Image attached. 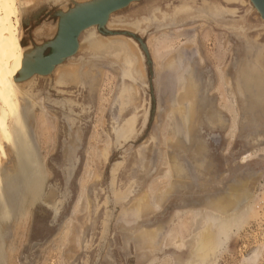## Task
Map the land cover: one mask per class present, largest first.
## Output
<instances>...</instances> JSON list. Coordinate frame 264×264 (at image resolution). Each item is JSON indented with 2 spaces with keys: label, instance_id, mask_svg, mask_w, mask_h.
<instances>
[{
  "label": "rangeland",
  "instance_id": "1",
  "mask_svg": "<svg viewBox=\"0 0 264 264\" xmlns=\"http://www.w3.org/2000/svg\"><path fill=\"white\" fill-rule=\"evenodd\" d=\"M88 1L34 0L22 13L25 52L49 54L61 12ZM109 20L114 34H93L111 49L87 47L84 31L74 56L20 83L11 125L30 113L24 133L46 183L37 196L25 183L9 206L0 200V264H264L260 12L251 0H141ZM184 47L197 88L176 115L178 77L158 79L155 62L165 70ZM4 143L0 196L17 184L20 153ZM52 190L55 208L44 200Z\"/></svg>",
  "mask_w": 264,
  "mask_h": 264
},
{
  "label": "bare ground",
  "instance_id": "2",
  "mask_svg": "<svg viewBox=\"0 0 264 264\" xmlns=\"http://www.w3.org/2000/svg\"><path fill=\"white\" fill-rule=\"evenodd\" d=\"M52 1L57 2L60 0H52ZM90 1H92V0H90ZM90 1H88V2H90ZM33 2H34V0H0V149L5 144L4 142H13L12 144H14L16 151L20 152V153H16L17 155L19 154L18 155V161H17L16 175L15 176H14V174H13V176L10 175V176H12V180L10 181V184H12V182L14 180L17 181V184L16 185L14 184L15 187L4 189L2 191L1 196H0L2 198V199L0 198L1 202L5 203L6 206L7 205L9 206L13 200L17 199V197L20 195L21 191L23 190L22 188H24L23 185L25 183H27V185L25 187L27 189V190L25 189L27 192L26 191L25 192L26 193L31 192V193H33V195L36 194V192L41 193L42 188L44 189V187H43L44 183L43 182L46 183V181H43V175H44L43 174V171H44L43 168H45L46 166L45 167L42 166V168H41V165H43L42 163H40V159H41L40 156L41 155H40V152H37V154H36V143L34 142L35 138L33 139V137H32L33 133L30 129H29L30 131H28L27 135H26V133H24V130H26L25 126L30 125V124L28 125L27 123H29V122H26L27 120L24 119L25 114H27L28 112L27 113L23 112V114L20 117L16 116L17 118H15L16 121L14 122L13 125H11V121H10V118H11L10 114L12 115V113H10V110H12L11 107L13 106L14 103L18 102V98H19L18 95H19L20 89L22 91H24L23 88H20V83L21 82H28V81H30V79L32 80V78L34 76L40 75V74H35L30 79L21 80V79H19L21 74L27 72V70H29V69L30 70H34V69L45 70L46 67L48 66V64H46V60H45L46 58L42 57V55L45 56V54L43 53V48H41V49L38 48V50H30L28 52H25V49H27V48H24L22 41H21L22 13L24 11H26L27 9H29ZM84 3H87V2H84ZM84 3H81V4H84ZM78 5H80V4H78ZM74 8H72V9H74ZM205 8H203V9H205ZM211 13H213V12H211ZM63 15H65V12H61V16H63ZM78 16H79V14L76 17L77 20H81V17L80 16L78 17ZM110 17H109V19H110ZM109 19H108L106 25L110 21ZM106 25L104 27H106ZM95 27L96 26H92V27H89L87 30H85L86 34L84 36L82 35L83 32L80 34V36L82 35L81 37H83V41L86 40L85 45H87V47L89 45H91L93 47L100 46V47L111 49V47L113 45L112 42H104L103 40L101 41L100 38L97 39L94 37L93 28H95ZM176 35L177 34H174V36H176ZM80 36L78 37V49L82 46V43L81 44L79 43ZM151 43L153 46V42H151ZM118 44L119 45H117V47L119 50H126L130 45V44H126V43H125V45L123 43H118ZM186 48L183 50H180L173 57H171L172 59H170V61H169L170 64H168V66L170 67V68L168 67L169 69L165 67V70H163L162 68H164V67H162L163 65H161L159 61L155 62V69L156 70L154 69L155 73L157 71V74H155V75L158 76V79L160 77V80H161L162 76H168V75H170V73H173V75H175L174 77H176V78L178 77L177 78L178 80L176 79V81L177 82L179 81V84H178L179 87H177V88L180 92L179 93L177 92L176 95L174 94L175 97L172 99L173 102H171V104H173L172 106H174L175 110H176V107L179 106L181 108L180 110L182 112L186 111V109L184 110V108H185V105L189 102L187 100L188 98L186 96L189 95L192 91H194V88H195V90L197 88V86L194 82V77L192 76L193 66L192 67H190L191 65L189 66L190 63L187 61V59H189V58L186 56L187 55L186 51H184V50H188ZM81 49H82V47H81ZM131 50H133V48H131ZM131 54H133V52ZM135 54H138V53H135ZM122 56H124V55H122ZM133 56H134V54H133ZM136 58H137V56H136ZM191 60H192V58L190 59V62L192 63ZM163 62H165V61H163ZM61 63H63V62H60L54 68H52L50 72H48L45 75H41V76H47V75L51 74L54 71V69L57 66H59ZM167 63L168 62H166L165 64L167 65ZM180 64H183V65H180ZM72 70L76 71V69H74V68ZM180 70L182 72H180ZM127 72L130 73L129 71H127ZM164 73H167V74L169 73V74L168 75L167 74L162 75ZM63 75L65 76V74H63ZM252 76L253 75H251V77ZM254 77L256 78L255 75H254ZM163 78H166V77H163ZM163 78H162V80H163ZM61 79H63V78H61ZM156 79H157V77H156ZM168 80H171V79L168 78ZM157 84L160 85V83H157ZM26 85H27V83H26ZM161 85H163V83H161ZM164 85H167V83ZM250 85H251V88H250ZM250 85H249V83L245 84V86L248 90L254 88L253 82ZM168 86L169 85H167L166 87H168ZM22 87H24V85ZM163 87L166 88L165 86H163ZM163 87L161 86L160 88L162 89ZM169 87L171 88L172 85H170ZM164 88H163V90H164ZM166 89H168V88H166ZM159 91H160V89H159ZM170 91H172V90H170ZM160 92H164V91H160ZM174 93H176V92H174ZM122 94H123V96L121 95L120 99L124 98V101H125L126 98H128V87H125V85L122 87ZM182 95H184V96H182ZM37 103L35 102V105ZM179 104L184 105V106H181ZM15 106L17 107L18 103ZM179 107H177V108H179ZM173 111L174 110H172V113H173ZM177 112L178 111L176 110V113H175L176 115L178 114ZM28 114H30V113H28ZM173 121H174V119H173ZM185 123H187V122H185ZM185 125H187V124H184V126ZM23 128H25V129H23ZM29 128H30V126H29ZM23 134H25V136H23ZM26 139L29 140V142H30V144L28 143L29 146H27V140ZM31 139H33V143H32ZM12 147H13V145H12ZM24 149L26 151H24ZM12 151L15 154L14 149ZM108 153H109V147L104 149L103 154H104L105 158H107ZM0 156H1V153H0ZM35 156H36V158H35ZM35 162H36V165H35ZM45 171L47 172L46 169H45ZM169 171H170V167H169ZM5 174H6V172L4 173V175ZM13 177H15V179H13ZM27 180H28V182H26ZM26 193H25V196H26ZM38 194H36V196ZM33 195H32V197L34 199L35 195L34 196ZM20 200H21V197H20ZM25 200H26V198H25ZM27 200H29V199H27ZM31 201H32V199L30 200V203H31ZM18 203H20V201ZM15 205H17V204H15ZM18 205L22 206V204L21 205L18 204ZM22 207H24V209H25L24 205ZM19 208H18V210H19ZM83 208H84V206H83ZM87 208H89V207H86V209ZM20 209H22V208H20ZM76 240H78V238H76ZM0 244H1V242H0ZM1 253H3V252H1Z\"/></svg>",
  "mask_w": 264,
  "mask_h": 264
},
{
  "label": "water",
  "instance_id": "3",
  "mask_svg": "<svg viewBox=\"0 0 264 264\" xmlns=\"http://www.w3.org/2000/svg\"><path fill=\"white\" fill-rule=\"evenodd\" d=\"M138 1L141 0H92L84 4H77L74 9L69 10L65 15L60 17L57 35L54 40L48 44L50 53L45 56L42 55V57L46 58V64H48L46 69H29L27 72L22 73L19 79L27 80L35 74L45 75L60 62L74 56L78 50V37L89 27L97 26L104 34H114L104 27L111 14ZM251 1L264 19V0ZM78 14L81 20H77L76 17ZM122 34L137 39L146 52V56H148L146 45L138 36L130 32H124ZM52 192L53 193H50L44 200L55 208L56 201L54 196L56 193L53 190Z\"/></svg>",
  "mask_w": 264,
  "mask_h": 264
}]
</instances>
